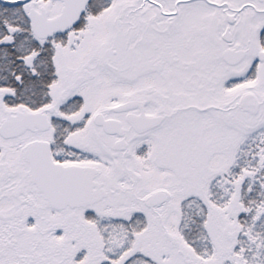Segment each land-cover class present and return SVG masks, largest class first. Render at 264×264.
Wrapping results in <instances>:
<instances>
[{"label":"flooded vegetation","instance_id":"obj_1","mask_svg":"<svg viewBox=\"0 0 264 264\" xmlns=\"http://www.w3.org/2000/svg\"><path fill=\"white\" fill-rule=\"evenodd\" d=\"M16 1L0 0V46H9L14 59L12 84L0 88L16 94L0 117V206L11 197L16 208L3 213L0 207V226L22 213L17 205L36 210V199L60 210L97 200L104 194L95 180L101 156L111 174L129 182L130 157L156 162L160 170L189 138L208 175L210 158L221 151L210 128L223 125L227 107L242 124L235 110H243V93H252L260 109L252 85L232 77L264 72V0H87L69 29L42 38L33 32L34 20L43 16L48 32L46 21L62 13L63 0ZM95 71L109 72L107 82L122 74L123 83L96 92L88 83ZM133 80L137 84H129ZM216 88L240 91L216 105ZM97 116L111 121V132ZM147 121L156 123L146 127ZM82 135L88 139L83 147L77 143ZM37 142L47 144L53 163L78 167L90 185L74 197L48 194L31 179L29 156ZM241 165L238 159L235 166ZM208 180L204 176L202 188Z\"/></svg>","mask_w":264,"mask_h":264},{"label":"rangeland","instance_id":"obj_2","mask_svg":"<svg viewBox=\"0 0 264 264\" xmlns=\"http://www.w3.org/2000/svg\"><path fill=\"white\" fill-rule=\"evenodd\" d=\"M24 60L29 65L33 61L30 56ZM64 73L68 77L72 72ZM108 73L92 72L88 83L96 92L101 85H122V74L107 82ZM235 80L252 85L260 109L250 114L237 108L238 126L227 107L223 125L210 128V138L221 150L210 158V174L201 171L202 156L191 150L189 138L178 157L160 170L156 162L144 165L130 157L129 182L111 174L101 156L95 180L101 181L104 194L72 209L46 208L39 199L36 210L17 205L22 213L1 222L0 264H264V72ZM226 90L221 94L215 89L216 105L240 91ZM15 96L11 88H0V117ZM87 141L83 135L77 139L82 147ZM204 176L209 182L202 188ZM158 190L167 193L165 202L147 206L145 197ZM14 203L11 197L2 199V212L16 208Z\"/></svg>","mask_w":264,"mask_h":264},{"label":"water","instance_id":"obj_3","mask_svg":"<svg viewBox=\"0 0 264 264\" xmlns=\"http://www.w3.org/2000/svg\"><path fill=\"white\" fill-rule=\"evenodd\" d=\"M24 1L26 0H17L15 3H22ZM63 2L65 7L62 13L55 19L46 21V26L49 27L48 32H44L45 20L43 16L42 19L34 20L32 29L35 36L42 38L69 29L77 20L87 0H79V2L77 0H63ZM240 105L244 111L254 114L258 110L259 103L252 93L247 92L242 94ZM99 117H96V122L102 124L105 131L111 132L109 130L111 121H103ZM155 123L154 121H147L146 127H151ZM29 157L32 172L31 179L35 183L45 186V191L50 195L63 192L65 196L74 197L78 196L80 191L85 190L90 185V180L86 175L80 173L78 167H63L60 164L53 163L46 143H35ZM94 173L95 170H91V174ZM166 199L167 193L164 190H158L146 196L144 202L147 206H156L165 202Z\"/></svg>","mask_w":264,"mask_h":264},{"label":"trees","instance_id":"obj_4","mask_svg":"<svg viewBox=\"0 0 264 264\" xmlns=\"http://www.w3.org/2000/svg\"><path fill=\"white\" fill-rule=\"evenodd\" d=\"M13 63L14 59L9 46H0V86H11ZM188 228H190L189 225Z\"/></svg>","mask_w":264,"mask_h":264}]
</instances>
